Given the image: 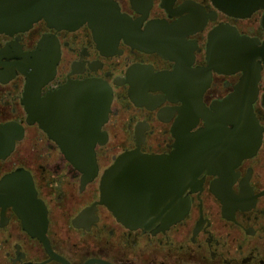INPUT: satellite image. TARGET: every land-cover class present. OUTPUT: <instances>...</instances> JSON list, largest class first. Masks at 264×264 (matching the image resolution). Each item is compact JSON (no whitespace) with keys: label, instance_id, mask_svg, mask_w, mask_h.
<instances>
[{"label":"flooded vegetation","instance_id":"flooded-vegetation-1","mask_svg":"<svg viewBox=\"0 0 264 264\" xmlns=\"http://www.w3.org/2000/svg\"><path fill=\"white\" fill-rule=\"evenodd\" d=\"M113 1L121 12L140 22L141 33L155 35L153 40L140 48L120 37L106 47L97 42L86 22L74 29L57 28L44 18L23 31L0 32L6 68L16 51L35 50L43 37L58 48L55 73L41 88V96L69 81L89 78L100 79L112 89L107 117L99 126L104 141L95 145L98 171L81 186V172L59 145L37 122L27 123L21 104L24 75L15 69L9 80L0 81V122L16 121L24 129L11 153L0 159V178L18 168L29 172L47 210L48 240L46 245L27 230L12 206L0 205V264H65L63 260L68 264H264V64L257 59L260 77L251 100L256 133L260 132L258 146L226 171L225 135L217 129L222 123L233 128L222 115V102L238 93L244 71L210 69L207 53L208 33L220 23L262 41V10L235 17L217 9L211 0ZM178 68L196 72L197 86L209 72L208 84L200 92V102L212 122L205 133L206 156L202 164L192 165L189 184L181 192L188 206L180 220L164 229L157 228L159 221L148 229H131L97 202L103 171L119 154L134 149L171 162L179 138L190 140L197 130L207 127L203 117L183 114L178 91L189 86V80L169 91L149 77ZM0 70L6 72L1 65ZM28 135L37 161L16 162L12 156ZM252 141L248 137L245 145ZM168 176L171 184L173 178L176 182L172 172ZM167 185L160 197L165 203H176L177 191Z\"/></svg>","mask_w":264,"mask_h":264},{"label":"water","instance_id":"water-1","mask_svg":"<svg viewBox=\"0 0 264 264\" xmlns=\"http://www.w3.org/2000/svg\"><path fill=\"white\" fill-rule=\"evenodd\" d=\"M211 2L220 11L235 17H247L261 9L260 23L264 29V0ZM41 18L49 25L68 29L86 22L92 28L97 42L106 47L113 46L118 38L123 37L131 45L143 48L155 36L141 33L140 22L121 12L113 0H0V32L11 34L26 30ZM5 49L0 51V65L6 70L5 73L0 70V81L9 80L15 69L24 75L21 104L27 115V123L37 122L59 145L66 159L81 172V186H84L98 171L95 145L104 141L99 126L107 117L112 99L111 87L100 79L89 78L69 81L57 91L41 96V88L55 73L59 59L56 45L43 37L35 50L16 51L8 68L2 61L3 57H7L4 55ZM207 53L210 69L244 71L238 93L222 102V108L225 109L222 115L233 128L228 129L222 123L217 129L225 135V166L226 171H231L242 158L253 154L259 143L260 132L256 133L251 100L257 92L256 82L260 77L261 63L257 59L260 58L264 64V39L259 41L242 35L234 26L220 23L208 33ZM208 73H204L199 86L195 85L199 75L182 68L149 76L162 82L160 86H167L169 91L174 89L175 84H181L182 81L185 84L189 80V86L184 85V89L178 91L184 103L183 114L189 116L193 112L194 119L203 117L207 127L197 130L190 140L179 138L171 162H162L160 156L134 149L119 154L113 164L103 171L97 202L105 204L125 226L148 229L159 221L157 228L164 229L186 213L188 203L181 197V192L189 184L192 165L204 162L205 133L212 125L210 116L200 102L201 89L208 84ZM247 93L248 99L244 98ZM262 104L264 106V93ZM250 125L251 130L248 129ZM23 131V126L16 121L0 122V159L11 153L16 141L22 138ZM248 137H253V141L246 146ZM31 143L32 137L28 135L19 143L13 160L25 164L36 163L37 156ZM170 172L176 177V182L173 178L172 184L168 181ZM167 184L171 185L172 191H177L176 203H165L160 197V190L167 188ZM0 205L12 206L24 227L48 245L45 235L47 210L37 196L29 172L18 168L0 178ZM84 212L74 219L75 225L79 224L78 219Z\"/></svg>","mask_w":264,"mask_h":264}]
</instances>
